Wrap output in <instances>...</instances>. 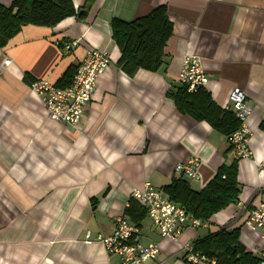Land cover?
Instances as JSON below:
<instances>
[{"label":"crops","instance_id":"crops-1","mask_svg":"<svg viewBox=\"0 0 264 264\" xmlns=\"http://www.w3.org/2000/svg\"><path fill=\"white\" fill-rule=\"evenodd\" d=\"M72 1L78 10L86 0ZM159 6L173 23L164 63L158 72L129 77L117 66L121 53L110 23L131 22ZM75 40V49H63ZM89 48L108 52L111 64L75 129L49 118L29 81L56 84ZM187 53L201 58L205 90L221 108L233 89L246 92L253 155L238 162L242 207L230 205L207 228L187 227L179 244L161 238L146 214L140 240L161 250L146 264H190L181 245L221 229H240L247 252L262 248L243 222L248 209L264 202V0H97L85 22L29 25L0 48V264H122L96 238L112 235L117 217L137 202L133 188L149 181L162 191L180 177L177 164L197 159L199 178L185 180L201 191L238 158L226 136L179 113L167 98L179 86Z\"/></svg>","mask_w":264,"mask_h":264},{"label":"trees","instance_id":"trees-1","mask_svg":"<svg viewBox=\"0 0 264 264\" xmlns=\"http://www.w3.org/2000/svg\"><path fill=\"white\" fill-rule=\"evenodd\" d=\"M96 1L86 0L78 10L72 0H15L9 7L0 4V48H5L23 27L29 25L53 28L70 17L85 22ZM110 26L112 40L121 53L117 66L124 74L132 77L139 70L153 73L160 70L173 34V23L166 6H159L147 16L131 22L114 18ZM77 67L70 66L55 85L68 86ZM34 81L30 80L29 83ZM167 98L174 102L179 113L189 115L198 122H207L227 138L240 127L234 113L221 108L205 88L190 93L179 83L178 87L167 93ZM239 160L236 158L230 164L222 165L201 191L192 189L181 175L173 178L162 191L171 202L184 208L190 217L208 223L212 216L238 203L241 192L238 181ZM97 202V199L92 200L94 207ZM146 214L137 202L131 201L124 215L142 229ZM192 246L194 253L204 257L209 264H259L260 260L255 254L247 252L240 242V229H221L196 240Z\"/></svg>","mask_w":264,"mask_h":264},{"label":"built area","instance_id":"built-area-1","mask_svg":"<svg viewBox=\"0 0 264 264\" xmlns=\"http://www.w3.org/2000/svg\"><path fill=\"white\" fill-rule=\"evenodd\" d=\"M80 42L78 40L65 44L66 51H72ZM111 64L108 52L89 48L79 63L71 83L66 87H57L48 80H37L30 83V90L38 95L50 119L78 129L84 113L92 102L98 79ZM209 78L205 72L203 62L197 55L187 53L182 59V69L179 83L188 92H196L205 88ZM224 109L232 111L240 123L237 131L228 137L233 152L239 159H249L253 152L250 147L252 129L249 118L253 108L248 104V96L241 88L233 89L229 94V105ZM200 163L191 159L187 163L177 164L176 172L187 179L199 178ZM264 167V163H262ZM132 199L139 202L146 210L147 216L158 229L161 238L179 244L180 238L187 227L207 228L208 223L190 217L184 208L171 202L163 193L149 181L141 187H135L131 193ZM242 207V203H237ZM243 226L258 233L263 242L262 248L255 253L264 264V202H260L250 209L243 222ZM86 239L91 241V232L86 233ZM111 255L120 258L122 264H146L160 255V247L155 243H142L140 229L128 216L121 215L116 219V228L110 236H97ZM186 261L192 264H202L207 260L194 253L192 244L181 245ZM214 264V262H212Z\"/></svg>","mask_w":264,"mask_h":264}]
</instances>
